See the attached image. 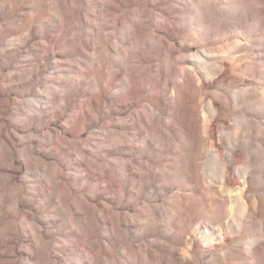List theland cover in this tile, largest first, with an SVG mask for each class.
I'll return each instance as SVG.
<instances>
[{
    "label": "rangeland",
    "instance_id": "obj_1",
    "mask_svg": "<svg viewBox=\"0 0 264 264\" xmlns=\"http://www.w3.org/2000/svg\"><path fill=\"white\" fill-rule=\"evenodd\" d=\"M0 264H264V0H0Z\"/></svg>",
    "mask_w": 264,
    "mask_h": 264
}]
</instances>
